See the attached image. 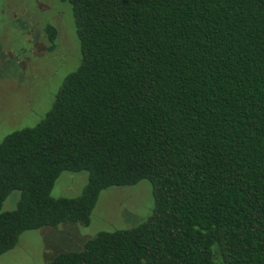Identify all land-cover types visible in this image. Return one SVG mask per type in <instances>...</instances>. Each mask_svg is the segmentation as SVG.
Listing matches in <instances>:
<instances>
[{"label": "trees", "instance_id": "1", "mask_svg": "<svg viewBox=\"0 0 264 264\" xmlns=\"http://www.w3.org/2000/svg\"><path fill=\"white\" fill-rule=\"evenodd\" d=\"M49 1L74 25L73 69L0 142V255L26 230L87 225L102 190L147 180L143 221L43 264H264V0ZM42 30L62 60L68 43ZM66 171H85L81 192L52 197Z\"/></svg>", "mask_w": 264, "mask_h": 264}, {"label": "rangeland", "instance_id": "2", "mask_svg": "<svg viewBox=\"0 0 264 264\" xmlns=\"http://www.w3.org/2000/svg\"><path fill=\"white\" fill-rule=\"evenodd\" d=\"M43 2L51 7L54 4L49 0ZM43 2L0 0V142L8 133L38 122L72 68L74 47L68 40L73 37L74 25L70 28L53 7L45 10ZM45 19L59 30V45L68 43L61 63L58 56L45 54ZM71 173L63 172L56 179L52 197H74L81 192L87 180L85 171ZM18 198L19 191L11 192L2 209L15 208ZM152 205L147 180L133 186L107 188L100 192L87 225L67 222L26 230L12 249L0 255V264H43L61 251H79L102 230L138 225Z\"/></svg>", "mask_w": 264, "mask_h": 264}]
</instances>
